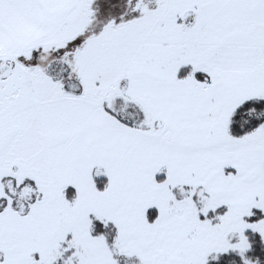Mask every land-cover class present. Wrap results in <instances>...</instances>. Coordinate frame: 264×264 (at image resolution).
Here are the masks:
<instances>
[{"label":"snow or ice","instance_id":"6c2138e0","mask_svg":"<svg viewBox=\"0 0 264 264\" xmlns=\"http://www.w3.org/2000/svg\"><path fill=\"white\" fill-rule=\"evenodd\" d=\"M0 264H264V0H0Z\"/></svg>","mask_w":264,"mask_h":264}]
</instances>
